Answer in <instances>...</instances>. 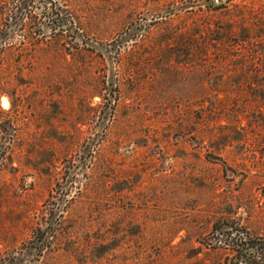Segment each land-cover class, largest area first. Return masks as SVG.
Returning a JSON list of instances; mask_svg holds the SVG:
<instances>
[{"label": "rangeland", "instance_id": "rangeland-1", "mask_svg": "<svg viewBox=\"0 0 264 264\" xmlns=\"http://www.w3.org/2000/svg\"><path fill=\"white\" fill-rule=\"evenodd\" d=\"M18 1L0 0V263L264 264V78L239 47L194 49L206 23L241 42L264 0Z\"/></svg>", "mask_w": 264, "mask_h": 264}, {"label": "trees", "instance_id": "trees-1", "mask_svg": "<svg viewBox=\"0 0 264 264\" xmlns=\"http://www.w3.org/2000/svg\"><path fill=\"white\" fill-rule=\"evenodd\" d=\"M16 3L25 4V1L15 0ZM260 9V8H259ZM264 9L259 12H253L251 16V24L245 29L243 28V40L240 42L231 40V44L229 43L230 35L225 36L224 38H213V30H211L210 26L206 27L197 26V31L195 32L196 45H194V49L199 52L201 58H207L210 51L213 52L211 54H215L217 58H223L224 54L234 53L237 54L236 47H239V50L243 51V73L251 74L253 77L257 76L259 78H264ZM5 13V12H4ZM255 13V14H254ZM0 17H4V14L0 13ZM231 33V32H229ZM178 34V33H177ZM176 34V35H177ZM175 35V36H176ZM219 42V43H218ZM233 49V50H232ZM229 55V54H228ZM238 56V54H237ZM44 233L41 230L37 231V237H35V241L37 243H41L42 235ZM243 243V242H242ZM256 247V246H254ZM254 247L248 246L249 249H254ZM42 244L37 248V254L43 251ZM261 251L264 247L260 248ZM257 250V248H255ZM264 251V250H263ZM249 259V258H248ZM247 264H258L255 259H249ZM24 264L23 261L15 262V260H5L0 264Z\"/></svg>", "mask_w": 264, "mask_h": 264}]
</instances>
